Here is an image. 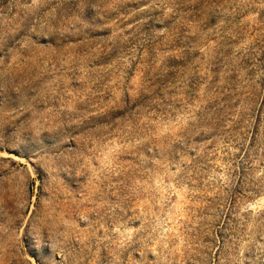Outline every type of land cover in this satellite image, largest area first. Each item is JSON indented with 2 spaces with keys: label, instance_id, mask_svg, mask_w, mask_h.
Listing matches in <instances>:
<instances>
[{
  "label": "rangeland",
  "instance_id": "obj_1",
  "mask_svg": "<svg viewBox=\"0 0 264 264\" xmlns=\"http://www.w3.org/2000/svg\"><path fill=\"white\" fill-rule=\"evenodd\" d=\"M0 264H264V0H0Z\"/></svg>",
  "mask_w": 264,
  "mask_h": 264
}]
</instances>
